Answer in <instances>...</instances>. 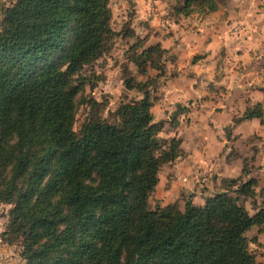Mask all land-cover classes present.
Returning a JSON list of instances; mask_svg holds the SVG:
<instances>
[{
	"label": "trees",
	"instance_id": "16d2710c",
	"mask_svg": "<svg viewBox=\"0 0 264 264\" xmlns=\"http://www.w3.org/2000/svg\"><path fill=\"white\" fill-rule=\"evenodd\" d=\"M217 9L218 0H184L176 15ZM111 16L109 0H14L3 13L0 203L13 209L2 242L25 264H258L248 233L264 227V201L254 215L246 209L258 183L244 172L204 206L149 208L162 168L185 156L180 139L160 137L152 111L166 73L160 44L140 39L130 50L143 74L158 72L125 81L143 98L122 104L118 123L91 115L75 132L83 72L110 51ZM255 119L264 104L235 123Z\"/></svg>",
	"mask_w": 264,
	"mask_h": 264
},
{
	"label": "crops",
	"instance_id": "0c3cea01",
	"mask_svg": "<svg viewBox=\"0 0 264 264\" xmlns=\"http://www.w3.org/2000/svg\"><path fill=\"white\" fill-rule=\"evenodd\" d=\"M155 3L151 0L146 6L151 16L156 14ZM145 12L147 19L143 20L152 24L153 33L149 31L142 39L148 46L160 44L166 56L175 58L171 72L174 78L163 96V102L173 105L178 115L177 126L170 124L178 133L173 137L182 141L185 156L189 155V141L194 146L190 151L193 155L202 147L206 153L195 171L208 172L219 151L225 155L218 164L219 182L236 180L244 172L247 179L264 183V119L235 123L247 107L264 104V0H218V9L207 15L175 14L170 17L174 21L155 19L167 30V37L164 29H153L154 23ZM186 108L205 113L192 111L187 116ZM223 116L229 121L213 120ZM200 123L207 128L199 131ZM241 140H245L246 154L237 151Z\"/></svg>",
	"mask_w": 264,
	"mask_h": 264
},
{
	"label": "rangeland",
	"instance_id": "374dc122",
	"mask_svg": "<svg viewBox=\"0 0 264 264\" xmlns=\"http://www.w3.org/2000/svg\"><path fill=\"white\" fill-rule=\"evenodd\" d=\"M150 1L151 0H109V9L112 15L111 29L114 35L110 36L108 40L110 46L109 53L83 72V77H86L88 84L85 87L82 103L76 117L74 126L76 133L80 132L82 125L91 115H96L101 120L111 124L118 123V118L115 114L119 107L122 104L141 100L143 98L137 91L127 90L125 81L133 78L138 82L144 83L149 79L157 77L158 72L156 70L150 69L148 73L143 74V72L130 60L131 48L137 45L138 41L149 31V34L153 33L150 29V25L152 24L144 22L143 20L147 19L144 17V12L146 11L149 14V10L146 6L150 5ZM153 1L158 2L154 4V7H156V14L154 16L147 14L150 21L154 23L153 29L163 27L160 26L162 24L159 25L158 21H155V19L159 20V22H161L162 19L164 21L168 19L174 21V19H170V17L176 14V7L178 8L184 3L181 0H161V3H159V0ZM13 2L14 0H0V23L3 19L5 9L10 7ZM166 26L168 27V25ZM161 29H164V37H167V30H165V28ZM146 46L149 47L147 44ZM165 58L166 75L157 80L158 84L151 98L154 102L152 111L155 121L163 120L162 122H164L165 125L160 137L166 140L173 138V136L178 137V133L176 132L177 129L174 131L170 126V120L176 109L173 105H169L168 102H163V96L165 95L164 91L167 87L169 89L168 82L174 78L171 76V72L174 66L172 62L175 58L173 56H166ZM84 99L87 101L95 100L98 105L96 107H93L91 104L88 105L84 102ZM192 111H194L195 114L204 112L201 110L195 111L193 108H186L185 114L189 116ZM213 120L221 123L229 121L228 116H223L220 119L214 118ZM192 127L196 128L197 125H193ZM197 128L200 131L206 129L207 126L200 123ZM244 143L245 140H241V144L237 151L246 154L248 149ZM193 147V144L189 141L186 146L189 155L187 154L182 157L180 161H176L162 168L159 175V185L155 193L149 199V208L151 210L159 206H178L181 210H184L186 203L190 200L196 206H204L207 199L222 192L223 181H218L220 180L218 175L220 170L218 164L219 161L221 163L225 155L219 151L215 152V162L213 161V165H209L208 167L211 171L209 170L201 174L195 171V169L198 168V163L202 160L200 159L201 156L203 154L206 155V153L202 147L193 155L190 152ZM244 159L241 164H244ZM247 160H249V158H247ZM263 189L264 183L258 184L256 188L257 196L254 201L253 199H246L243 202L251 215L256 214L259 211L258 209L262 207L264 201L262 195ZM254 204L257 207H254ZM12 209V206L0 203V264H25L20 257V248L17 246H9L2 242V234L10 220ZM248 236L252 240L250 249L256 256L257 263L264 264V227L252 229V231L248 233Z\"/></svg>",
	"mask_w": 264,
	"mask_h": 264
}]
</instances>
